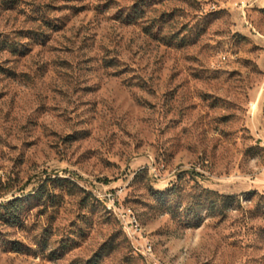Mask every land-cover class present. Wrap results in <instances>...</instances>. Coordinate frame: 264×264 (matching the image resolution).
<instances>
[{
    "label": "rangeland",
    "instance_id": "374dc122",
    "mask_svg": "<svg viewBox=\"0 0 264 264\" xmlns=\"http://www.w3.org/2000/svg\"><path fill=\"white\" fill-rule=\"evenodd\" d=\"M0 264H264V0H0Z\"/></svg>",
    "mask_w": 264,
    "mask_h": 264
},
{
    "label": "built area",
    "instance_id": "2783aa9c",
    "mask_svg": "<svg viewBox=\"0 0 264 264\" xmlns=\"http://www.w3.org/2000/svg\"><path fill=\"white\" fill-rule=\"evenodd\" d=\"M122 191H116L114 194H108L104 196L108 202H110L112 208H118L120 220L125 225V227L129 228L133 234H137L140 230L136 227L134 221V214L130 212V210H125L119 203V197ZM149 252V251H147Z\"/></svg>",
    "mask_w": 264,
    "mask_h": 264
},
{
    "label": "bare ground",
    "instance_id": "6f19581e",
    "mask_svg": "<svg viewBox=\"0 0 264 264\" xmlns=\"http://www.w3.org/2000/svg\"><path fill=\"white\" fill-rule=\"evenodd\" d=\"M130 212H131V211H130ZM134 221H135L136 227H138V228H139V224H138V222H137V220H136L135 216H134Z\"/></svg>",
    "mask_w": 264,
    "mask_h": 264
},
{
    "label": "trees",
    "instance_id": "16d2710c",
    "mask_svg": "<svg viewBox=\"0 0 264 264\" xmlns=\"http://www.w3.org/2000/svg\"><path fill=\"white\" fill-rule=\"evenodd\" d=\"M226 199L228 201L227 204H230L229 202H231V199L230 198H227V197H226Z\"/></svg>",
    "mask_w": 264,
    "mask_h": 264
}]
</instances>
